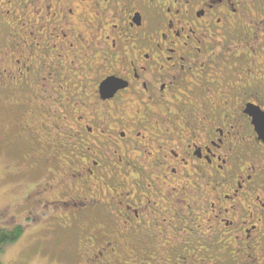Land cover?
<instances>
[{
	"label": "flooded vegetation",
	"instance_id": "obj_1",
	"mask_svg": "<svg viewBox=\"0 0 264 264\" xmlns=\"http://www.w3.org/2000/svg\"><path fill=\"white\" fill-rule=\"evenodd\" d=\"M254 5L264 8V0H0V94L12 85L26 95L41 88L34 110L25 106L29 119L46 122L33 144L39 152L49 146L51 175L67 174L66 165L65 177L80 186L39 198L37 213L71 207L75 223L85 220L83 229H68L77 248L81 231L84 243L95 244L88 264L116 263L128 241L133 256L138 247L145 253L157 237L169 239L164 227L172 220L187 223L182 237H172L179 243L171 254L186 264L226 263L223 237L232 247L263 250L264 141L252 115L264 114V62L255 53L264 51V31L259 37V22L246 26ZM33 152L26 148L24 159L39 169L47 160ZM107 152L117 166L141 159V173L143 164L156 168L167 189L150 184V194L135 201L122 193L114 210L99 204ZM164 210L173 219L165 215L154 234L152 217ZM202 238L203 260L190 254Z\"/></svg>",
	"mask_w": 264,
	"mask_h": 264
},
{
	"label": "rangeland",
	"instance_id": "obj_2",
	"mask_svg": "<svg viewBox=\"0 0 264 264\" xmlns=\"http://www.w3.org/2000/svg\"><path fill=\"white\" fill-rule=\"evenodd\" d=\"M257 7L258 6L254 5V7L252 6L249 8L250 13L247 21H252L253 25L247 24L246 26H254V24L258 22L262 23L258 35L259 37H263L261 32L263 33L264 31V8ZM261 9H263V11H260ZM261 40L262 39H260L259 42ZM252 47L256 49L255 46ZM260 49H262L261 46L255 50L257 56L256 61L258 63L264 62V51ZM53 82H55V79ZM55 83H57V86L53 89H59L61 81L57 79ZM14 85L18 86L20 83L18 82ZM40 89L41 88L37 86L26 95L21 89L18 90L12 85L9 86L5 94H0V99L3 101L2 105H0V228L9 230L20 226L23 228V235L18 242L7 247L0 255V264H88L87 260L93 258L95 244L93 242L84 243L87 237L81 231L83 244L80 248H77V244L75 243V232L69 234L70 231L68 229L74 226L76 229H83V224L86 226L87 222L81 220L75 223L74 218L76 217V213L71 210V207L66 211L55 212L52 215L37 213L40 207L39 198L40 201L42 198L51 201L55 199V196L61 194L63 190L69 191L72 188L80 187L76 181L77 184L73 186V182L65 177V175H69V168L66 165H63V167L66 170L68 169L67 174H59L57 173L59 171H57L51 175V164L49 165L48 163L50 155V152H48L49 146L39 152V147L33 144L34 140L40 138L44 134L43 125H45L46 122L43 116H39L38 112L40 120L38 118L36 120L29 119L30 112L25 106L27 103L32 104L33 108L29 106V109L34 110L35 104H33V99H35L37 94L41 93ZM45 90H49L48 87L45 88ZM42 93L45 94L43 86ZM29 120L32 121V128L24 127ZM53 144L56 145L55 141L51 142V149ZM10 146H15L16 150H9ZM31 146L34 150L33 153L37 157L42 156L47 160V163L39 169H32L33 163L24 159V150ZM54 148L56 149L55 146ZM57 150L59 151V147ZM13 153H18V155ZM140 155L141 154L138 156ZM110 156V153L107 152L109 164L106 168L107 173L104 178L106 180L103 181L100 186L101 190L100 194H98L99 204H108L107 208L114 210L118 208L116 205L120 201L118 195L122 193L124 195L133 193L134 198L129 197V199L135 201L136 198H142V196L146 197L150 194L151 190L147 188L150 184L156 186L154 190L160 189L165 191L167 189L164 184L167 185L169 182H167L164 177L157 174L156 168L150 167V165L146 163L142 165V169H144L145 173H141L137 170L143 163L141 159L138 160L137 163V160H135L136 164H132V167L130 166L131 168H127L126 166H117L116 158L110 161ZM58 159H60V157H58ZM113 165L117 167H113ZM127 170H130L128 174L131 175V178L129 175H126ZM19 172H22V174H19ZM108 173L111 176L110 179L107 177ZM117 173L120 174L121 179L117 178ZM117 181L120 184L118 187H115L114 184L117 183ZM60 184H63L62 188L55 187ZM47 185L54 186L55 189L47 191ZM80 190L83 191V188H80ZM83 195L84 193L80 192L79 197H83ZM125 198L126 196H124L123 201ZM160 199L161 196L159 200ZM149 207L151 212L154 207L152 205ZM166 207L164 209H166ZM165 215L173 219L169 212L166 214L165 210L160 216L152 217L151 221L154 222L153 220H155L152 224V229L155 231L154 234L158 233V228L161 229L164 227L162 225V218ZM172 221L171 227H164V230L169 228L166 234L170 235V240L159 236L156 238L157 241L155 244L151 245V248L145 249V253L140 250H143V248L138 247L135 256H133V252H135L133 244L128 241L127 246L124 248V253L127 254L126 257H122L121 260L117 259L118 261L114 264H186L182 254H175L173 256H171V254L173 253L172 249L174 248V251L179 243V240L176 241L173 239L174 236L177 237L181 234L179 236L182 237L183 227H185L187 223ZM100 226L101 224L98 223L92 225L91 228L97 229ZM147 226L140 227V231L144 232ZM117 227L120 228L119 231H129L130 233V228H125L123 226ZM186 228L188 229L187 226ZM202 228L204 231L205 227L203 226ZM187 229L186 231H188ZM113 231L114 229L111 230V232ZM228 233V230H223L222 235H228ZM221 241L223 244L220 246V248H222V253L220 248L213 249L214 252L221 253L219 254L220 257L225 256L227 262L218 264H263L264 247L263 250H258L256 246H250L249 248L245 246L242 248L232 247L234 242L230 240V237H223ZM165 243L169 244L167 248H163ZM212 245L213 247L219 245V241L214 238ZM165 249H168V251ZM206 249L207 248L204 246V238H202L190 249L192 250L190 254H194L198 256V259L203 260L204 257L202 254ZM213 249L211 250L213 251ZM182 250L188 252L189 248L185 249V247H183ZM182 250H180L181 253L183 252ZM211 258L214 260L213 258H216V255H213V257L211 256ZM232 258H234L235 261ZM228 259L231 262L233 261V263L228 262Z\"/></svg>",
	"mask_w": 264,
	"mask_h": 264
},
{
	"label": "trees",
	"instance_id": "obj_3",
	"mask_svg": "<svg viewBox=\"0 0 264 264\" xmlns=\"http://www.w3.org/2000/svg\"><path fill=\"white\" fill-rule=\"evenodd\" d=\"M23 235V228L15 227L11 230L0 228V255L9 246L14 245Z\"/></svg>",
	"mask_w": 264,
	"mask_h": 264
},
{
	"label": "water",
	"instance_id": "obj_4",
	"mask_svg": "<svg viewBox=\"0 0 264 264\" xmlns=\"http://www.w3.org/2000/svg\"><path fill=\"white\" fill-rule=\"evenodd\" d=\"M254 118V123L256 124V131L259 135L260 140L264 141V125L262 124V121L264 119V114L260 113V114H255L252 115Z\"/></svg>",
	"mask_w": 264,
	"mask_h": 264
}]
</instances>
